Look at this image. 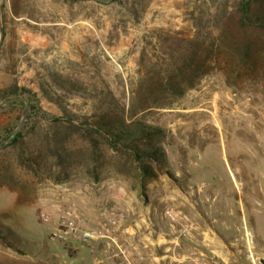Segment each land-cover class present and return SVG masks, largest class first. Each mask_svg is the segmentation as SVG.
Returning <instances> with one entry per match:
<instances>
[{
	"label": "rangeland",
	"instance_id": "obj_1",
	"mask_svg": "<svg viewBox=\"0 0 264 264\" xmlns=\"http://www.w3.org/2000/svg\"><path fill=\"white\" fill-rule=\"evenodd\" d=\"M4 2L10 10L2 15L0 102L10 98L11 88H23L35 110L47 116L33 117V133L0 149V264H84L90 261L88 249L50 237L63 210H75L91 226L102 205L115 206L126 216L124 202L134 199L150 215L169 220L174 189L179 187L189 201L190 181L195 180L190 170L231 182L229 169L238 165L235 154H244L243 159L256 151L264 164V93L242 83L230 87L220 72L203 77L166 108L125 118L136 124L119 125L117 114L123 107L126 114L131 92L162 70L172 39L192 36L198 18L204 26L223 0H3V8ZM18 13L29 15L36 25L14 19ZM22 26L36 32L35 49L31 43L29 51ZM23 105L0 109V142L19 125ZM104 111L113 122L110 136L120 137V148L128 144L149 151V143L160 146L163 162L151 163L155 179L141 177L130 150L123 155L97 135L94 149L82 135ZM51 117L61 121L54 124ZM145 126L159 129L152 142L143 136ZM55 127L69 133L61 163L51 156L40 167L24 163L21 153L43 149L41 138ZM62 170L56 181L54 174ZM161 227L167 238L172 227ZM252 239L242 247L240 237L229 236V260L212 255L209 263L252 264L250 255L264 257L253 250Z\"/></svg>",
	"mask_w": 264,
	"mask_h": 264
},
{
	"label": "trees",
	"instance_id": "obj_2",
	"mask_svg": "<svg viewBox=\"0 0 264 264\" xmlns=\"http://www.w3.org/2000/svg\"><path fill=\"white\" fill-rule=\"evenodd\" d=\"M168 49L167 55L162 58L160 73L142 80L139 89L131 92L126 114L125 107L118 112L120 127L137 123L135 120L126 123L127 117L132 119L137 113L149 108H166L172 105L187 90L195 88L203 77L215 72H220L230 87L236 88L242 83L253 92L264 93V0H223V5L214 9L204 26L199 17L196 32L189 37L172 39V45ZM18 96H26L31 100L27 90L11 88L10 98ZM19 103L21 102L10 105ZM39 115L43 118L47 116L29 104L26 123L9 145L21 143L25 136L33 133L35 126L32 118ZM109 117L107 111L102 112L100 120L88 123V128L82 135L94 149L97 135L123 155H130V150L134 153L135 167L140 171L141 177L155 179L157 172L151 163L163 162L164 154L160 146L149 143V151H136L128 144H125L126 149L120 148L117 145L120 137L110 136L113 122L108 120ZM50 120L57 124L61 118L51 117ZM68 128L76 132L81 130L74 124H70ZM145 128L143 136L152 142L159 129L154 126ZM68 135V132L55 127L41 138L43 149L26 154L22 152L21 159L31 167L33 164L40 167L50 156L61 163V152L65 150L64 143ZM61 173L63 170L54 174L56 181L62 179Z\"/></svg>",
	"mask_w": 264,
	"mask_h": 264
},
{
	"label": "crops",
	"instance_id": "obj_3",
	"mask_svg": "<svg viewBox=\"0 0 264 264\" xmlns=\"http://www.w3.org/2000/svg\"><path fill=\"white\" fill-rule=\"evenodd\" d=\"M7 9L10 10V5L7 7L4 2L3 16ZM17 16L19 18H13L36 25L29 15L18 13ZM20 32L28 40L29 51L31 43L35 49L36 32L24 26ZM249 152L243 159L239 157L244 154H235L238 165L229 169L231 182L216 181L214 176L203 177L197 170H190V179L194 175L195 180L190 181L188 203L179 187L173 190L174 226L180 231L183 224H188V237L181 238L176 230H172L166 238L161 225L169 228L171 221L150 215L149 209L128 199L124 202L126 216L121 223V239L142 250L147 264H173L164 257L166 250L188 254L194 248L204 249L211 256L227 262L229 236L240 237L238 245L242 247L245 246V235L253 237V250L264 255V164L256 151Z\"/></svg>",
	"mask_w": 264,
	"mask_h": 264
},
{
	"label": "built area",
	"instance_id": "obj_4",
	"mask_svg": "<svg viewBox=\"0 0 264 264\" xmlns=\"http://www.w3.org/2000/svg\"><path fill=\"white\" fill-rule=\"evenodd\" d=\"M44 222L49 221V216L41 214ZM125 217L124 212L108 204L98 208L94 225L88 226L78 212L71 208L62 211L55 225L50 231V237L62 244H68L88 249L90 261L84 264H147L142 250L130 245L121 239V222ZM171 227L179 236L189 234V225L185 224L180 231L174 226V216L168 214ZM247 246L253 243L251 236L245 235ZM76 248V247H75ZM164 257L169 258L173 264H209L212 256L204 249L194 248L188 254H179L172 249L165 252ZM252 264H264V257L254 259Z\"/></svg>",
	"mask_w": 264,
	"mask_h": 264
},
{
	"label": "water",
	"instance_id": "obj_5",
	"mask_svg": "<svg viewBox=\"0 0 264 264\" xmlns=\"http://www.w3.org/2000/svg\"><path fill=\"white\" fill-rule=\"evenodd\" d=\"M92 1L99 2L102 4H108V3L113 2V0H92ZM2 2L3 0H0V48L2 47L4 38H5L4 23L2 19V10H3ZM17 102H22L24 104L22 118L20 120L19 125L12 131V133L6 139L0 142V149L10 143L15 138V136L20 131V129L23 127V125L25 124L27 117H28L30 101H29V98L26 96H18V97L7 98L3 100L2 102H0V109L9 104H13Z\"/></svg>",
	"mask_w": 264,
	"mask_h": 264
}]
</instances>
